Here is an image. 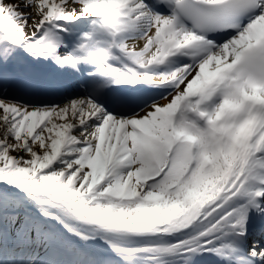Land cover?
Instances as JSON below:
<instances>
[{"label":"snow or ice","instance_id":"obj_1","mask_svg":"<svg viewBox=\"0 0 264 264\" xmlns=\"http://www.w3.org/2000/svg\"><path fill=\"white\" fill-rule=\"evenodd\" d=\"M0 264H264V0H0Z\"/></svg>","mask_w":264,"mask_h":264}]
</instances>
